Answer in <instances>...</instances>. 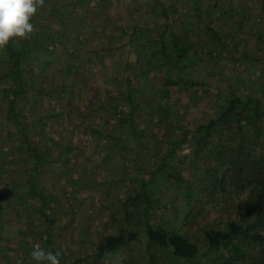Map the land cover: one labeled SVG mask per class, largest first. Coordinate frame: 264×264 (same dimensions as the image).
<instances>
[{"label":"trees","instance_id":"16d2710c","mask_svg":"<svg viewBox=\"0 0 264 264\" xmlns=\"http://www.w3.org/2000/svg\"><path fill=\"white\" fill-rule=\"evenodd\" d=\"M53 1L44 0L37 10L28 38H17L0 51V256L8 262L16 253L26 262L41 244L61 253L60 264H264V91L258 89L255 96L240 89L207 99L204 81L208 63H218L210 36L224 34L236 45L244 28L259 34L264 0H212L209 5L208 0H170V7L154 0L144 6L149 20L142 27L127 8H112L103 18L108 0H98L96 8L92 0H68L71 9L62 5L59 13L51 9ZM183 2L190 5L187 13ZM45 15L53 23L44 25ZM257 18L260 22L251 26ZM88 19L92 25H86ZM119 20L133 27L122 34ZM213 21L217 25L210 27ZM75 29L93 34L95 42L78 43L79 52L74 50L70 34ZM177 30L179 36L188 32L185 42ZM133 43L140 47L132 60ZM204 51L211 53L208 60ZM251 59L257 68L261 60ZM91 85L98 95L84 107ZM49 98L60 109L50 113ZM202 106L210 117L194 120L192 108ZM67 108L69 121L73 114L79 119L69 127L59 121ZM75 129L93 134L101 168L127 156L133 180L118 213H110L116 233L99 237L92 253L82 258L66 257L54 237L56 209L67 199L45 193L38 184L51 163L70 161L73 145L65 131ZM182 148L189 150L187 162L179 160ZM26 182L29 191L21 192ZM121 196L117 191L111 195L113 206ZM31 200L40 232L33 243L23 238L14 247L1 236L11 220L9 208ZM168 203L178 224L155 223L157 211L167 213Z\"/></svg>","mask_w":264,"mask_h":264},{"label":"rangeland","instance_id":"374dc122","mask_svg":"<svg viewBox=\"0 0 264 264\" xmlns=\"http://www.w3.org/2000/svg\"><path fill=\"white\" fill-rule=\"evenodd\" d=\"M67 1L68 0H54L53 5L57 8L53 6L51 9L57 12L63 11V8H61L62 5H65L64 7L71 9L69 4H67ZM158 1L164 3L167 7L172 5L170 0ZM211 1L212 0H208L207 5L211 4ZM147 2L153 3L154 0H108V2L102 8L101 16L105 18L106 14L110 13V11L113 9L115 12H122L123 9L127 8L135 20H141L140 26L142 27L144 26V22L149 20V17L145 14L144 10V6L147 4ZM183 3L184 5H182L181 9L184 13H187L190 10V5L185 2ZM97 4L98 0L91 1L92 8H96ZM107 5L109 6V9H107ZM116 7H118V9H116ZM177 7L179 8L180 6L177 5ZM81 11L84 12L83 10ZM121 16L124 18L123 15ZM201 16L203 15H200V17ZM262 16H264V14H262ZM121 20H119L117 24L120 23V25H122L120 27H122V34H124L133 26L131 24H122ZM259 20L260 19L257 18L255 21L250 22L251 26H253L254 23H259ZM42 21L44 25L53 23L50 15H45L42 17ZM208 24L210 27H215L217 22L213 21L209 22ZM86 25H92L91 19H88ZM263 28L264 27L261 25L260 33H256L255 36L250 35L246 28H244L246 34L241 36L242 38L240 37L236 39L237 47L234 45L231 39L226 38L224 34H222L221 37H216L211 35V33L208 31L207 34L211 35L209 42L214 43L215 45V49L213 50H215L214 53L216 54L218 63H208V75L204 78L207 90L210 92V94L206 96L207 99H215L214 94L216 93L219 95L230 96L237 93L240 89L247 91L252 90L253 95L255 96H258L256 93L258 89L264 91V75H261L264 73V52L261 50L260 43V40H263L262 37H264ZM112 30L117 32L119 31V28L114 27ZM226 30L227 26L224 27V31ZM174 33L178 34V36L180 35L178 30L174 31ZM183 34V36H179V39L181 38V42H185V37L188 35V32ZM70 35V45H72L73 49L78 52V43L80 45H91L96 39L93 34L90 36H84L82 30L78 29H75ZM204 35H206V32ZM75 37L77 38L75 39ZM202 38L203 36H201L199 39ZM194 40L196 41L198 38H195ZM139 47L140 44L135 43L134 45L133 43V45L129 48L132 60L136 58ZM61 49L62 46H59L58 55H63ZM209 51H207V53L204 51L203 57L205 59L211 55ZM65 54L66 53H64V55ZM252 56H257L261 60L260 65H258L257 68L253 63L254 60L251 59ZM69 57L70 60L78 59V56L70 55ZM80 59L81 55L79 56V60ZM219 67H221L223 70H219ZM60 68L62 67L60 66ZM251 72H253V75L250 74ZM216 74L218 78L223 80H219L217 77L214 79V81L210 80V78L212 79V77L216 76ZM5 81L8 82L7 79ZM1 85L0 101L2 98L3 89ZM96 87L97 86L94 85L88 87V90L84 95V107H86L88 103H93L97 98L98 90ZM25 101L27 102L28 98H26ZM49 104L51 105L49 108L50 113L55 112L56 109H60L58 106L52 104V100L50 98ZM123 105L125 104H120V110ZM69 110L70 109L67 108L65 111H63L61 113L63 114L62 118L59 120L65 125V127H69V123L77 122L79 120L78 117L73 114L71 121H69L68 117L66 118V116L70 113ZM192 113L193 119L198 121L202 119L204 120L211 115V112L204 106L198 107L197 109L192 108ZM96 123L100 124L101 120L97 119ZM86 131L87 130L82 129L65 131L66 138L69 139L70 144L74 146H70L69 148V152H71L70 161H65L63 159L65 161L64 165H62V163L59 164L58 162L54 164L51 163L38 180V184L40 183L39 185L43 186L45 193H49L50 195L54 194L53 196H55L56 193H59V198H66L68 200H66V204L63 206L61 205L62 207L60 206V208L56 209L57 224L54 228V237L59 240V243L62 245V248L66 253V257L68 258L73 256L80 258L89 256V254H91L93 251V243H95L99 237L103 236L104 234L116 233V230L113 229L116 228L117 224L116 222L112 221V216H110V213L113 215L118 213L120 210L119 205L124 201L123 195L125 196L127 189L133 186V180L128 178L130 171H132L129 170L131 163L127 160L128 157L125 155L123 157L118 156L116 161H118L119 164H117V162L108 165L107 168L110 170H107V168H101L100 165L102 164L100 162V156L93 150V148L97 145V140L91 132L89 133ZM110 131L111 130L107 129L103 135H108ZM52 141L49 142V147L54 149ZM105 142L106 140H104V143ZM10 149L13 148L11 147ZM90 154L93 156L90 157ZM188 154L189 150L182 148L178 153L180 156L179 160H184L187 162L186 155ZM50 155L55 156V151H51ZM77 165H81V168H78ZM99 167L101 169L98 170ZM30 177L31 175L28 174L24 178H26V181H28ZM102 180L107 181L103 183ZM109 185H113L111 189ZM21 187V192L29 191V185L27 182ZM116 191L121 193L122 196L119 199H116L117 204L113 206L111 203L112 200L110 198L111 195H113V193ZM39 192L42 191L39 190ZM51 200L52 202H55L57 201V198L54 197ZM34 202V200H31L30 204H21V206L16 203L11 204V207L9 208L10 212L7 217L11 218V220L7 222L8 228H6L1 234L3 241L9 242L14 247L17 246L18 240L23 238L32 243L35 241L34 236L40 232V217L37 215V211L35 210L36 207L32 204ZM109 204H111L113 208ZM180 207V204L176 205V209H179ZM172 208L173 207L171 204L168 203L166 210L168 214H164L162 211H157L154 218L155 223L165 225L169 222L173 225H177L178 223L176 224L174 218L176 212H174ZM212 219L215 220V217L212 216ZM215 221H217V219ZM141 239H144V237L142 236ZM36 246L45 248V245L41 244ZM11 256L12 259L8 262H5L3 256H0V264H34L31 259L24 262L23 258L16 253L11 254Z\"/></svg>","mask_w":264,"mask_h":264},{"label":"clouds","instance_id":"9594fccd","mask_svg":"<svg viewBox=\"0 0 264 264\" xmlns=\"http://www.w3.org/2000/svg\"><path fill=\"white\" fill-rule=\"evenodd\" d=\"M44 0H0V51L15 39H26L33 32L30 22ZM34 264H60L61 253L40 246L30 252Z\"/></svg>","mask_w":264,"mask_h":264}]
</instances>
